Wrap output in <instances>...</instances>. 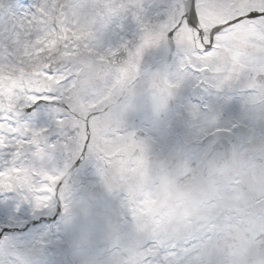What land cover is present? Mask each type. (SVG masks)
<instances>
[{
    "label": "rangeland",
    "instance_id": "1",
    "mask_svg": "<svg viewBox=\"0 0 264 264\" xmlns=\"http://www.w3.org/2000/svg\"><path fill=\"white\" fill-rule=\"evenodd\" d=\"M228 1L232 0H201L200 12L207 27L217 21L226 19L223 9ZM250 1L242 2L239 8H244ZM10 2L11 0H0V95L6 94L10 105L28 106L30 102L36 100V96L31 93L43 92L44 86L47 84L52 87L59 86L61 79L66 78L68 75H76V78L80 81V86L74 90L76 95H73L71 100H67L70 101L72 109L78 116V119H73L72 128H82L79 138L80 143H72L69 148L73 150L74 157L81 154L82 141H84L86 135L84 117L89 113L88 100L89 102H95L101 99L105 95L104 88L109 87L116 81V76L112 73L113 70H111V74L109 72L101 74L98 69L100 64L97 66V63L94 64L91 59H130V63L125 65V69L130 73V76L136 75L142 68L149 66L154 59L161 58L168 53L166 47L162 44L164 33L179 16V13L172 8L166 14V21L162 15L152 16L151 18L145 17L140 24V30L133 39L118 43V37L113 31L115 27L114 18L126 15L129 11V5L138 6L143 2L145 7L152 4L163 8L165 0H40L36 13L23 18L19 16V13L12 14L8 7ZM155 10L153 8V11ZM56 20L59 22L58 28L53 25ZM252 30L251 28L249 31L245 26H241L242 33L240 35L235 34L234 39L240 41L243 40L240 37H244L246 40L254 33L251 32ZM62 37L68 45L65 46V51L62 52L59 58L62 67L57 72L61 74L51 76L35 71V74L31 77H27L29 70L36 66L42 58L41 53L46 51L44 53L45 58L55 52L59 44L58 39ZM135 40L139 42L135 44ZM132 41H134L133 44ZM177 43L180 51L184 54L183 59H205L197 57L191 34L186 29L178 33ZM29 48L33 49L30 50ZM126 49H131L128 55L125 53ZM225 51L227 52V50ZM221 61L223 62V59ZM263 66L257 65L259 68ZM240 67L242 68V65ZM6 69H10V73L5 74ZM65 69L68 70L65 71ZM232 70L225 77L226 80H232ZM256 71L260 72L261 70ZM236 75L235 73L234 76ZM155 76L164 79L171 78L167 72H159ZM180 77L174 76L181 84L185 77L181 75ZM2 80L3 85H1ZM73 83L74 79L64 88L60 87V90L71 87ZM148 85H151L150 81L138 84L131 94L142 90ZM148 92L152 94L150 90ZM137 104L144 105L145 100L138 99ZM147 107L151 108L149 105ZM136 109L128 111L127 114H121V111L116 112V114L122 115L120 118L114 117V114L110 112L90 120L92 123V145L91 149L89 148V153L90 156L93 154L95 160L94 164L91 162L92 160L90 163L89 161L86 162L85 166L77 171L78 183L76 190H78L79 195L75 198L78 199V206H87L86 201L90 199L89 194L92 192L98 198L97 200H100V206L105 208H108L109 204L106 202L109 200H113L112 205L114 207L119 204L118 200H122V206L126 205L127 207L126 211L122 212L124 218L122 221L123 230L127 228L134 231L143 225L144 221L138 218L143 214L144 206L152 207L154 198L157 197L160 205L157 211L160 218L157 221L159 224L161 223L162 227L172 222L174 224H184L188 228L189 223L182 222L180 217H186L184 214L191 211L187 214L190 218L187 221L195 223V230L198 231L200 221L204 227L207 224V231L211 232L215 238L220 239V246L227 249L226 254H224L226 258L221 257L223 264H245L253 261L254 257L252 255H248L249 259L245 253L241 252V255H237L236 249L233 247L234 244H231L238 240L241 242L246 240L244 237L245 230H242L240 235H237L234 230H238L239 225L245 224L244 222L250 223L252 220L250 209L253 206H258L257 199L261 196L253 194V197L252 194H248L253 197V206L248 203L250 197L244 196L247 193L246 190L250 191L248 188L256 186L253 182H258L260 181L259 178H264V172H261L257 167L251 168L254 166L253 164H245L243 161L241 163L246 155L245 151L249 147L238 143L240 146L236 151L237 157L236 163H234L236 168L231 169L227 177L218 178L210 184L201 179V170L197 171L198 168L202 169L203 167V161H199V155H195L196 159H193L194 155L191 154L188 160H176V149L174 153H168L169 159L165 160L167 164L160 167L158 171L142 172L138 167H131L127 163L124 157L129 154L130 147L129 143H124L122 140L123 124L135 115ZM190 114L196 118L195 113ZM4 119L10 121L7 124L2 123L0 126L4 130H11V132H15L17 129V131H20V136L0 135V145H9V147H0V165L5 161V157L12 154L11 152H13L17 142L23 143L22 134H25L28 127H30V125L12 120L9 117ZM114 121L120 122L113 126L110 125ZM194 121L193 126L195 127L192 126L189 132L192 133V136L195 134L200 137L206 132L205 124L198 122L197 118ZM239 137L233 138L238 141ZM189 139L192 140L193 138ZM212 141L210 139V144ZM67 146L64 145L63 149ZM181 151H186L183 146H181ZM7 153L8 155L5 156ZM123 153L125 154L123 155ZM32 155L33 158L31 159L19 161L18 168L14 171L17 177L14 178L13 182L5 179L0 182V185L16 184L27 189L28 185L35 184L37 186L35 189H39L38 180L32 175V172H38L42 167L48 168L47 160L51 156L41 157L40 152ZM54 155L57 156V160L62 159L61 164L66 166L69 161L66 156L60 153ZM99 155L101 156L99 157ZM27 160L31 161V166L25 165ZM97 161L100 165L97 164ZM176 161L179 162L175 163ZM194 161L197 163L196 165H194ZM199 162H201V166ZM29 170L31 171L29 172ZM6 172L9 173L10 170H6ZM232 179H238L240 185L234 187ZM152 188L156 192L152 191ZM29 191L38 193L37 190L31 191L30 189ZM210 196L214 197L212 202H208ZM42 199L44 198L36 196L38 203H44ZM260 208V206L257 207L256 211ZM204 209H206L205 215ZM150 210L151 208H148L147 215L152 214ZM80 213L77 211V215H80ZM102 215L107 218L106 213L102 212ZM239 216L244 217V220L237 222ZM233 219L235 220L233 223L237 222L236 225L231 226L232 222L226 223ZM106 223L110 226L116 222ZM72 224H78V222ZM104 226L102 227L103 230L108 231L109 228L105 224ZM115 227L117 226L115 225ZM252 247L255 250L262 248L259 245ZM193 252L197 254V249ZM212 253V249L207 250L208 256H211ZM76 257H70V261H75ZM180 258L181 256H174V259ZM196 260L198 262H186L187 264L202 263L199 260V255L196 256Z\"/></svg>",
    "mask_w": 264,
    "mask_h": 264
},
{
    "label": "snow or ice",
    "instance_id": "2",
    "mask_svg": "<svg viewBox=\"0 0 264 264\" xmlns=\"http://www.w3.org/2000/svg\"><path fill=\"white\" fill-rule=\"evenodd\" d=\"M39 2L40 0H11L8 7L12 14L19 13L23 18L35 14ZM200 3L201 0H165L163 8L152 4L145 7L143 2L138 6L129 5L126 15L114 18L113 31L118 37V43L131 40L140 30L145 17L162 15L166 21L167 12L174 8L179 16L175 26L165 31L162 42L168 54H174L177 64L183 61L184 54L177 45V36L181 29L187 27L195 33L194 39L199 41V47L194 48L197 57L205 58H192L191 64L185 62V79L177 96L182 115L190 118V113L196 114L197 121L205 124V139L212 137L223 140L243 136L245 133L241 129L246 130L251 121H255L257 127H264V72L254 73L241 69L238 80H226L225 77L230 70L241 65H264V2L253 0L244 8L237 7L236 11L241 14L233 15L207 30L201 26ZM153 8L156 10L153 11ZM240 25L251 27L258 34L251 37L243 47L224 39L229 30L235 31ZM219 58H223V62ZM48 74L54 76L61 73ZM71 79V76L66 77L62 85L70 83ZM249 84L254 86L248 87ZM31 94L37 99L30 102L24 110V123L37 130L42 129L47 142L52 143L55 135L52 130L58 127L57 121L64 119L70 111L69 105L61 97L60 86L52 91ZM256 94L261 97L259 112H246L250 98ZM57 97L60 99H56ZM54 108H61L63 111L54 113ZM0 123H3L2 119ZM175 134L180 133L177 131ZM0 135H3L2 129ZM81 164L83 160H77L74 167L79 168ZM5 167L6 164L0 165V172ZM62 186V183H57L51 192L33 193L16 184L0 185V239L18 236L24 240L42 241L46 245L45 264H70L67 250L69 234L63 224L65 202L60 195ZM37 195L47 196L49 199L45 203H38ZM144 247L145 250L155 248V242L148 241ZM173 252L171 247L160 248L152 259L146 258L145 264H187L182 257L173 259Z\"/></svg>",
    "mask_w": 264,
    "mask_h": 264
},
{
    "label": "water",
    "instance_id": "3",
    "mask_svg": "<svg viewBox=\"0 0 264 264\" xmlns=\"http://www.w3.org/2000/svg\"><path fill=\"white\" fill-rule=\"evenodd\" d=\"M217 152H215L213 155H212V162H215V161H217L218 160V158H217Z\"/></svg>",
    "mask_w": 264,
    "mask_h": 264
},
{
    "label": "bare ground",
    "instance_id": "4",
    "mask_svg": "<svg viewBox=\"0 0 264 264\" xmlns=\"http://www.w3.org/2000/svg\"><path fill=\"white\" fill-rule=\"evenodd\" d=\"M52 41V40H51Z\"/></svg>",
    "mask_w": 264,
    "mask_h": 264
}]
</instances>
